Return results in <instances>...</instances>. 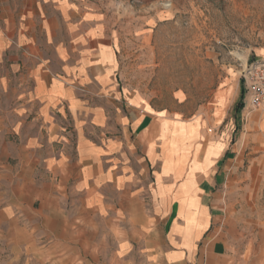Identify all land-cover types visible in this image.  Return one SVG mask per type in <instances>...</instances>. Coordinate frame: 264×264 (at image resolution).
<instances>
[{"label":"crops","instance_id":"crops-1","mask_svg":"<svg viewBox=\"0 0 264 264\" xmlns=\"http://www.w3.org/2000/svg\"><path fill=\"white\" fill-rule=\"evenodd\" d=\"M226 115L127 94L102 16L76 0H0V232L30 245L96 216L120 255L214 263L238 241L254 163L241 170L240 153L259 135L235 139Z\"/></svg>","mask_w":264,"mask_h":264},{"label":"rangeland","instance_id":"rangeland-1","mask_svg":"<svg viewBox=\"0 0 264 264\" xmlns=\"http://www.w3.org/2000/svg\"><path fill=\"white\" fill-rule=\"evenodd\" d=\"M76 1L102 16L127 94L183 118L204 112L217 123L227 112L220 127L231 123L235 139L259 133L240 153L241 170L254 163L252 198L239 197L236 205L238 241L212 264H264V129L254 124L264 118L246 107L243 85L246 66L264 61V0ZM3 233L0 264H149L139 254L120 255L116 228L96 216H78L58 240L35 237L18 245Z\"/></svg>","mask_w":264,"mask_h":264},{"label":"built area","instance_id":"built-area-1","mask_svg":"<svg viewBox=\"0 0 264 264\" xmlns=\"http://www.w3.org/2000/svg\"><path fill=\"white\" fill-rule=\"evenodd\" d=\"M246 107L264 115V61L252 62L243 74Z\"/></svg>","mask_w":264,"mask_h":264},{"label":"trees","instance_id":"trees-1","mask_svg":"<svg viewBox=\"0 0 264 264\" xmlns=\"http://www.w3.org/2000/svg\"><path fill=\"white\" fill-rule=\"evenodd\" d=\"M241 96H242V90H241Z\"/></svg>","mask_w":264,"mask_h":264}]
</instances>
